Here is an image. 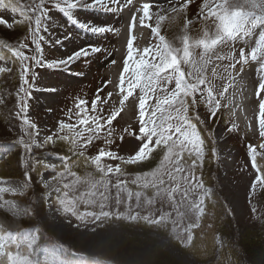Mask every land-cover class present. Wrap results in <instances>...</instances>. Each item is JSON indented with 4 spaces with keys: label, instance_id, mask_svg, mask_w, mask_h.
Wrapping results in <instances>:
<instances>
[{
    "label": "rangeland",
    "instance_id": "1",
    "mask_svg": "<svg viewBox=\"0 0 264 264\" xmlns=\"http://www.w3.org/2000/svg\"><path fill=\"white\" fill-rule=\"evenodd\" d=\"M170 1L177 11L172 12L173 7L170 9L166 19L161 22L160 34L174 42L176 46H181L180 39L185 34L193 40L201 38L204 28L210 24V21H204L200 15L203 0H191L189 6L183 10H180V5L185 0ZM33 2H38V0H20L21 4H32ZM120 2L123 3V0ZM46 7L50 8V20L45 21L48 30L41 31V35L44 37L41 45L45 61L62 59V57L72 55L75 50L89 46L100 47L102 51L82 57L72 63L67 70L63 67L49 69L34 66L36 78L33 80L29 74L28 79L31 87L29 88L28 85H24V87L28 88L30 92V97L26 98L28 104L26 114L30 121L37 125L39 132L36 137L37 143H42L46 136L57 133L61 121L76 123L78 100L86 101L89 116L100 115L104 119L117 109H122L124 112L123 107L125 108L127 105L125 101L121 106L120 100L116 102L108 95L112 93L109 91L112 73L110 71L116 65V63H111L112 61L118 62V70L121 66L119 64L121 58H115L112 53V48L116 44L114 33L111 31L104 34H93L84 31L78 24L72 22V13L66 15L51 7L50 4H46ZM73 16L85 24L111 28L119 26L122 20L119 9L114 12L76 9L73 10ZM0 18L10 23L13 20L23 19L19 15V10L15 13L11 11V4L0 8ZM185 25H187V32ZM54 27L57 28L55 29L58 33L55 32ZM56 33L58 40L65 41L67 37L66 41L75 44L74 48H70L68 53H65L67 46H54L53 42L58 41ZM254 36L255 33L251 37ZM70 38L74 40H70ZM76 38L79 39L78 44L75 43ZM53 39L55 40L53 41ZM0 41H3L0 46H3L5 50L0 54V67L11 69L9 72L0 73V99L3 100V103H0V177L17 181L21 191H25L23 199L27 202L25 207L28 209V213L27 217L23 219V224L32 226V228L22 229L17 234L16 243L11 244L13 236L7 239L8 251L28 256L30 254L27 247L28 241L36 236L38 241L29 258L43 261L46 257L39 249L45 246L55 247L59 251V254L53 257L56 264H96L97 261L99 264H264V186L256 183V186L253 187L257 175H264V148H260V145L264 143V137H261L258 131L254 132L251 125L246 126L248 128L241 127L240 121L236 118L237 113L233 117L228 114L225 108V99L228 93L225 92L223 98L219 95L224 91L225 85L229 83L223 66L233 61L214 62V64L222 65L217 69L216 77H212V66L209 67L208 76L212 80L214 94L221 101V108L216 116H211L206 103L201 102L199 93L196 95L197 105L194 109H190L189 114L206 141V158L202 171L198 170V174L205 181V186L213 190V195L210 201H206L208 213L202 219L201 226L192 230L193 240L191 244H187V233L178 230L179 238H177L171 234V224L165 230L149 226L143 221L138 223L112 221L95 232L83 227L77 229L74 226L80 223L79 221L74 217H65L57 212L58 205L49 206L56 193L53 191L49 195V189L43 186L42 181L50 180L51 176L55 174L51 170L38 168L30 171V186L27 189L22 187L26 180L25 161L30 160L34 165L37 160H44L59 165L58 156L70 155V153L67 152L68 145L59 141L55 136L54 144L49 143L43 148L34 146L30 153H25L20 144L21 137L25 141L28 140L22 129L21 116L23 114L17 116L19 112L17 101L24 95L20 91L23 82L20 79V64L9 49L19 47L20 42L23 41L28 44V48L23 49L25 54L33 55L35 54L34 45L28 35L27 24H14L11 28L7 25H0ZM238 42L239 40L231 46L235 48L237 58L241 48H244L246 54L250 53V44L244 43L241 44L242 46H238ZM156 43H158V39L152 34L150 43L148 39V46ZM217 50L222 54H227L230 48L222 46ZM198 51L200 50L198 49ZM257 62L259 63L260 60ZM248 63H252L251 60ZM239 67L240 65L237 64L236 69ZM244 68L249 72L247 64ZM185 70L187 71L186 67ZM248 78L251 79L250 83L253 87L255 85L254 74L251 72ZM167 87L171 91L175 87V82L172 81ZM49 89H55V91ZM100 89L102 91L99 92L100 100L97 102V111L92 112V101L96 99ZM189 100L191 101V98ZM129 102L131 101L129 100ZM253 102L258 106L257 100H253ZM122 114L117 116L110 126H105L99 139L93 140L87 146L85 155L88 158L97 155L101 149L116 152L118 156H123L125 159L139 150L143 143L137 139L140 127L139 112L135 111L134 117H131L129 122L124 119ZM196 116H199L200 120H196ZM103 122L102 120L101 123ZM232 124L237 125L236 130L228 131ZM109 127L113 132L110 138L106 135ZM253 127L255 128L254 124ZM107 139H111L113 142L107 144ZM213 140H215L217 152L215 157L211 151ZM249 145L255 146L257 149L258 164L256 163V165L260 169L259 172L253 167L249 155ZM161 157L162 151L158 148L147 161L135 165H124L120 160L108 158H104L102 163L111 164L113 167L116 164H121L126 175L119 178L127 180L129 187L136 190V186L130 183L131 180L136 174L155 168ZM75 170L81 175L85 170L95 173V168L90 163L82 164ZM109 178L113 184L116 182V176L110 174ZM147 191L151 195V190ZM112 193L114 195L115 189H112ZM8 197L6 192L0 193V213L10 217L6 206ZM81 207L83 210V206ZM161 207L165 212H172L170 204L162 205L158 200L152 208L156 211L157 217L160 215ZM121 210H123V206H121ZM136 210L141 211V209ZM148 210L141 211V214H147ZM172 216L175 218V212H172ZM192 222H194V217ZM187 223L188 221H185L181 225V229L186 227ZM93 226L89 225V227ZM0 237H4L1 232ZM12 245L15 246L12 247ZM3 259L4 264H7L6 257Z\"/></svg>",
    "mask_w": 264,
    "mask_h": 264
},
{
    "label": "snow or ice",
    "instance_id": "2",
    "mask_svg": "<svg viewBox=\"0 0 264 264\" xmlns=\"http://www.w3.org/2000/svg\"><path fill=\"white\" fill-rule=\"evenodd\" d=\"M190 2L191 0H185L180 5V10L186 9ZM129 3L131 0H123V3L120 0H62V2L61 0H38L32 4H21L20 0H10L11 11L15 13L19 10V15L23 19L13 20L10 23L0 18V25H7L11 28L14 24H27L28 35L31 37L35 50V54L26 55L23 49L28 48V44L23 41L20 42L19 47L9 49L20 64V79L23 82L20 91L24 95L18 98L19 112L17 116L23 114L21 116L22 129L28 140L25 141L21 137L20 144L25 153H30L34 146L43 148L49 143L54 144L55 136L59 141L68 145L67 152L70 153V155L58 156L59 165L44 160H37L34 165L30 160L25 161L26 180L22 187L29 188L30 171L38 168L51 170L55 174L51 176L50 180L42 181L43 186L49 189V195L53 191L56 193L49 206L58 205L57 212L65 217H74L79 221L80 223L74 226L77 229L83 227L95 232L112 221L132 223L143 221L149 226L165 230L171 224V234L179 238L178 230H182L187 233L186 243L191 244L192 230L201 226L202 219L208 213L206 201L212 199L213 190L205 186V181L198 174V170L202 171L206 158V141L197 124L193 122V118L189 114L190 109H194L197 105L196 95L199 93L201 102L206 103L212 117H215L220 110L221 101L214 94V86L208 76L210 66H212V77H216L217 69L222 67L214 62L233 61L223 66L229 83L225 86L224 91L219 93L221 98L224 97V93L228 91L232 81L235 80L233 71L237 64L240 65L242 72L249 60H260L259 70L264 72V0H203L200 15L204 21H210V24L206 25L203 35L199 39L193 40L187 34L183 35L180 39L181 46H176L174 42L160 34L161 22L166 19V16L160 14L159 11L153 13L152 5L143 4L140 25L150 27L153 36L158 39V43L145 47L141 52L133 47L134 37L130 36L118 84L119 92L122 94L121 106L129 97L133 96L137 89L140 93L138 105L140 127L137 139L143 143L134 155L125 159L123 156H118L116 152L104 149L91 158L85 155L87 146L93 140L99 139L105 126H110L120 113V109L112 111L106 119L100 115L89 116L85 100H78L76 103L78 109L76 123L61 121L57 133L48 135L42 143H37L36 137L39 135L37 125L31 122L26 114L28 109L26 98L30 97V92L28 88L24 87V85L31 87L28 79L29 74L33 80L36 78L34 66L49 69L63 67L67 70L72 63L82 57L102 51L100 47L89 46L75 51L66 58L45 61L41 45L44 37L41 35V31L48 30L45 21L50 20V8L46 7V4H50L51 7L66 15L72 13V22L78 24L82 30L93 34H104L113 31V29L79 22L74 18L73 10L94 9L114 12ZM4 7L7 5L3 3V0H0V8ZM171 11L176 12L177 8L173 7ZM153 15H155V27H152L151 24L146 25L145 21H150ZM135 19L134 15L132 27L135 26ZM257 28H260L261 31L255 47L247 54L244 48H241L237 58L235 48L231 46L238 40L247 43L246 38H250ZM185 30L187 32V25H185ZM5 46L7 47V45ZM222 46L229 47L230 51L227 54H222L217 50ZM198 49L200 51L197 52ZM9 71L11 69L0 67V73ZM172 81L175 82V87L169 91L167 85ZM49 90L55 91V89ZM100 91L102 89L98 90L96 99L92 101V112L97 111ZM262 92H264V80L257 86V97H260ZM108 95L111 97L112 93ZM153 97L155 103L149 105L148 102ZM0 103H3L2 99H0ZM69 115L71 117V112ZM195 118L200 120L199 116ZM102 120L103 123H101ZM200 122L203 123V121ZM258 125L259 134L264 137V100H261L259 104ZM236 128L237 125L232 124L228 131H234ZM60 133L66 134L61 135ZM112 134V129L109 127L106 135L110 138ZM112 142L111 139L106 140L107 144ZM158 148L162 151L158 165L150 171L136 174L131 180L130 183L136 186V190L129 187L127 180L119 178L126 175L121 164H116L113 167L111 164L102 163L104 158H108L120 160L124 165H135L147 161ZM260 148H264V143L260 145ZM211 151L215 157L217 155L215 140L212 141ZM249 155L253 167L259 172L260 169L256 165L257 149L255 146L249 145ZM89 163L94 166L95 173L85 170L81 175L75 170L82 164L88 165ZM110 174L117 178L114 184L109 178ZM256 183L264 186V175H257L253 187L256 186ZM112 189H115L114 195ZM147 190H151V195ZM8 191V188L0 187V193ZM158 200L162 205L165 203L171 205L172 212H175V218H173L172 212H165L163 207L159 209L160 215L156 216V211L152 208ZM81 206H83V210ZM121 206H123V210H121ZM136 209L149 210L147 214L142 215L141 211ZM193 217L194 222H192ZM185 221L188 223L181 229V225ZM69 223H71L70 220ZM89 225L94 226L89 227ZM15 240L16 237L13 236L12 242L15 243ZM37 241L38 237L36 236L28 241L27 247L30 254L24 256L19 252L14 254L8 251L7 237H0V264H4L3 258L5 257L7 264H56L53 257L57 256L59 251L55 247L45 246L39 249L45 254L46 258L43 261L29 258ZM96 264L99 262L97 261Z\"/></svg>",
    "mask_w": 264,
    "mask_h": 264
},
{
    "label": "bare ground",
    "instance_id": "3",
    "mask_svg": "<svg viewBox=\"0 0 264 264\" xmlns=\"http://www.w3.org/2000/svg\"><path fill=\"white\" fill-rule=\"evenodd\" d=\"M146 0L142 1L143 3L145 2ZM168 1V0H166ZM165 0L161 1L162 4L161 5H154L152 6L151 8V11L153 13H156V12H160V14L162 15H165L167 16L170 9L173 7V3H170V2H166ZM142 8V7H141ZM142 10V9H140ZM137 14V20H135V27L130 28L132 31V33H127L124 39V46L120 48V50L118 52L115 53V57L117 59L121 58V60H119V64L121 65L120 66V69L118 70V62L117 64L114 66V69L112 71H110L111 73V76H110V79H111V83H110V89L109 91L112 92V96L110 98L114 99L116 102H118L119 100L122 99V94L119 92V88H118V84H119V76H120V73L123 69V61L127 55V41L128 39L131 37H133V34H136L135 37H134V42H135V45H136V49H139L141 51V49L143 48L142 45H144L145 47H148V40L147 42L144 41V39L141 37V34L143 32V26L140 27V17L142 16L141 13H136ZM128 17V16H127ZM84 20V19H83ZM149 21V20H148ZM57 22V21H56ZM80 22V21H79ZM151 22V24H154L155 23V15H153L152 19L149 21ZM57 24V23H56ZM58 26V25H57ZM56 27H54L55 29ZM57 29V28H56ZM55 29V30H56ZM69 30V29H68ZM67 30V32H69ZM57 32V30L55 31ZM60 32V31H59ZM66 32V33H67ZM71 32V30H70ZM58 33V32H57ZM57 33L55 34V36L57 37ZM65 33V32H64ZM74 33V31H73ZM257 33V36H259V32H256ZM68 35V34H67ZM70 35V34H69ZM72 36V35H70ZM52 37V36H51ZM66 37V36H65ZM141 37V38H140ZM60 38V37H59ZM85 38V37H84ZM83 38V39H84ZM117 38L122 40L123 41V37L120 36V34L117 35ZM149 39V38H148ZM251 40L247 39V43L246 44H250V47H253V43L252 41L255 39L254 37L250 38ZM55 39H53L54 41ZM57 40H58V37H57ZM56 40V41H57ZM70 40H74V39H71ZM77 40V38L75 39ZM143 40V41H142ZM59 43L57 42H53L54 43V46L56 45L57 47L58 46H61V47H66L67 48L65 49V53H68L67 51H69L70 48H72L74 45L72 42H67V41H61V40H58ZM79 41V39L77 41H75V43H77ZM51 43V42H50ZM245 42H242V41H239L238 42V46H242ZM78 44V43H77ZM76 44V45H77ZM242 44V45H241ZM246 45V46H248ZM79 46V45H78ZM77 46V47H78ZM60 48V47H59ZM74 48V47H73ZM76 51V50H75ZM60 52V51H59ZM67 56V55H66ZM61 58V57H60ZM66 58V57H64ZM114 58V57H113ZM63 59V57H62ZM118 65V66H117ZM246 68V67H245ZM239 70V69H238ZM249 72L247 73L246 70H244L243 68V71L241 73V71L239 70V77H238V87H237V90H236V95H235V103L233 105L230 106L229 108V111H230V114L234 115L237 113V117L238 120L240 121L242 127H245V128H248L246 126L248 125H251V128L254 130L255 132V129L253 127V124H254V120L256 119V115L254 114L255 111H256V108H257V104H255L253 102V100L256 101V99L251 95L252 93V90H250L249 88L251 87L250 85V81L251 79L248 78L249 77ZM51 85V84H49ZM136 100V101H135ZM131 102H129V100H127L126 102V107L124 109V112H123V117L126 121H130V118L131 117H134L133 114L135 111H138L139 110V103L137 101V99H133L131 98L130 99ZM117 104V103H116ZM119 104V103H118ZM114 105V104H113ZM121 105V104H120ZM139 112V111H138ZM137 114V113H136ZM255 115V116H254ZM235 116V115H234ZM233 116V117H234ZM124 121V120H123ZM4 187H13V186H17V184L14 182V181H7L6 183H3L2 184ZM4 214V213H3ZM0 215H2V212L0 213Z\"/></svg>",
    "mask_w": 264,
    "mask_h": 264
}]
</instances>
